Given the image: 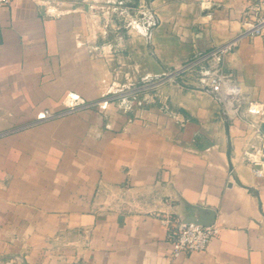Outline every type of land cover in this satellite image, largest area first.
<instances>
[{"label":"crops","instance_id":"obj_1","mask_svg":"<svg viewBox=\"0 0 264 264\" xmlns=\"http://www.w3.org/2000/svg\"><path fill=\"white\" fill-rule=\"evenodd\" d=\"M256 1L143 0L135 30L101 15L102 0L0 8V264H264L246 122L192 73L177 77L238 35ZM225 67L264 100V30L240 37ZM69 90L111 101L33 123ZM209 211L218 236L172 256L163 219Z\"/></svg>","mask_w":264,"mask_h":264},{"label":"built area","instance_id":"obj_2","mask_svg":"<svg viewBox=\"0 0 264 264\" xmlns=\"http://www.w3.org/2000/svg\"><path fill=\"white\" fill-rule=\"evenodd\" d=\"M12 0H0V8L11 4ZM243 30L208 51L199 53L180 67L178 72L195 73L199 86L210 91L220 104L227 119L238 118L246 122L247 143L242 158L249 163L258 176H264V100L257 102L242 91L239 81L225 67L226 56L237 46L244 35H258L264 30V0H257L243 21ZM109 97L89 101L78 92L69 90L59 109L45 108L39 111L33 123L56 118L80 108L107 109ZM163 222L168 227L167 241L174 257L206 250L209 243L218 236L219 227L214 223L203 225L181 217H167Z\"/></svg>","mask_w":264,"mask_h":264},{"label":"rangeland","instance_id":"obj_3","mask_svg":"<svg viewBox=\"0 0 264 264\" xmlns=\"http://www.w3.org/2000/svg\"><path fill=\"white\" fill-rule=\"evenodd\" d=\"M106 2L101 9L99 6L98 10L102 13L104 17H108L112 20H114V23L116 22L117 24L121 19H123L124 22L127 21L129 24V29H134L136 26L135 20L137 17H139L140 14V9L142 6L143 0H127L128 7L127 5L124 4L125 0H102ZM123 2V5L121 6V3ZM127 7V8H126ZM106 15V16H105ZM115 23V24H116ZM118 27L114 25V29H117ZM119 29V28H118ZM187 72H181L177 74L178 79ZM196 79V74L193 73ZM197 80V79H196ZM133 93L136 92L135 90L132 91Z\"/></svg>","mask_w":264,"mask_h":264},{"label":"water","instance_id":"obj_4","mask_svg":"<svg viewBox=\"0 0 264 264\" xmlns=\"http://www.w3.org/2000/svg\"><path fill=\"white\" fill-rule=\"evenodd\" d=\"M262 128L264 130V123L262 124ZM191 221L200 222L203 225H211L215 222V213L214 211H209L208 215L200 217V218H190Z\"/></svg>","mask_w":264,"mask_h":264}]
</instances>
